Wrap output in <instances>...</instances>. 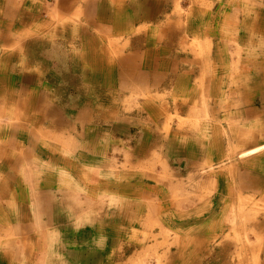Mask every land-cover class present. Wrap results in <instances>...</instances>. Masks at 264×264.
Returning a JSON list of instances; mask_svg holds the SVG:
<instances>
[{
  "label": "crops",
  "instance_id": "crops-1",
  "mask_svg": "<svg viewBox=\"0 0 264 264\" xmlns=\"http://www.w3.org/2000/svg\"><path fill=\"white\" fill-rule=\"evenodd\" d=\"M176 1L0 0L1 182L9 181L1 177H7V170L28 165L64 171L73 158L98 174H113L114 188L96 195L108 191L126 200L121 210L134 215L141 210H133L138 206L134 200L150 197L146 182L153 178L144 168L152 162L151 136H163L168 157L191 163L186 152L194 142L176 128L166 131V105L179 104L185 117L205 113L203 103L211 101L204 98L206 87L227 86L218 81H228L231 70L221 56L216 59L222 63L210 60L211 51L199 53L198 44L208 48L214 40H228L233 27L228 22L239 29L233 32L238 40L253 38L257 44L264 38V10L238 21L223 14L179 17L166 12ZM194 22L203 24V32L193 29ZM201 116L204 126L207 116ZM263 145L244 153L264 151ZM68 174L62 198L77 200L80 191L88 190ZM64 204L59 201L54 209ZM93 225L84 222L80 229ZM58 236L53 232L52 241ZM111 256L103 254L104 261Z\"/></svg>",
  "mask_w": 264,
  "mask_h": 264
},
{
  "label": "rangeland",
  "instance_id": "rangeland-1",
  "mask_svg": "<svg viewBox=\"0 0 264 264\" xmlns=\"http://www.w3.org/2000/svg\"><path fill=\"white\" fill-rule=\"evenodd\" d=\"M166 7L179 17L223 14L238 21L255 9L263 11L264 0H177ZM202 25L192 24L201 31ZM233 27L228 40L197 46L199 53L213 52L211 61L222 57L231 70L226 83L218 81L227 86L206 87L207 97L205 87H199V96L211 99L203 103L205 113L185 117L179 104L166 105V131L176 128L194 142L186 152L191 163L168 157L163 136H151L152 162L144 168L153 178L146 182L150 197L134 200L133 210L141 207L134 215L121 210L126 200L108 191L96 195L114 188L113 174H98L73 158L64 171L28 165L7 170L1 177L9 181H0V264H185L197 247H203L201 256L192 264H264V151L246 154L264 143V38L255 45L253 38L238 40L233 32L239 29ZM201 114L207 116L204 126ZM69 172L88 190L80 191L77 200L62 198ZM70 189L77 192L76 184ZM59 201L64 208L56 210ZM84 222L94 227L80 229ZM53 232L60 237L52 241ZM105 253L112 254L111 261H104Z\"/></svg>",
  "mask_w": 264,
  "mask_h": 264
},
{
  "label": "bare ground",
  "instance_id": "bare-ground-1",
  "mask_svg": "<svg viewBox=\"0 0 264 264\" xmlns=\"http://www.w3.org/2000/svg\"><path fill=\"white\" fill-rule=\"evenodd\" d=\"M224 82H225V81H224ZM133 115H134V114H133ZM242 132H243V131H242ZM242 132H241V133H242ZM263 146H264V145H263ZM263 148H264V147H263ZM52 204H53V202H52ZM29 218H30V217H29ZM262 225H263V224H262ZM254 228H255V227H254ZM255 229H256V228H255ZM200 247H201V246H200ZM202 248H203V247H202ZM202 248H201V249H202ZM201 249H199V247H197V249H196L195 252H194V256H193V257L197 258V257L201 256V255H200ZM193 257H192L191 259H193ZM191 259L188 258V259H187L188 262L185 263V264H190V263L192 264L193 262L191 261ZM189 262H190V263H189Z\"/></svg>",
  "mask_w": 264,
  "mask_h": 264
}]
</instances>
